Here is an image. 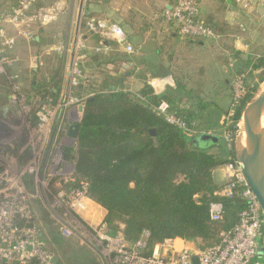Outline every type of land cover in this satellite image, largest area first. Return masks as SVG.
Segmentation results:
<instances>
[{"label":"trees","instance_id":"1","mask_svg":"<svg viewBox=\"0 0 264 264\" xmlns=\"http://www.w3.org/2000/svg\"><path fill=\"white\" fill-rule=\"evenodd\" d=\"M21 2L13 0V10L9 11L14 12ZM214 31L217 36L223 32ZM233 59L236 65L238 59ZM240 66L255 82L247 85L245 75L244 94L237 103L233 94L232 126L264 82V55L243 61ZM248 73L238 69L236 76ZM57 75L33 95L35 99L47 102L51 98L50 105L57 104L59 91L54 93L50 88L58 81ZM125 76L91 87L76 145L63 151L64 158L75 166L74 182L67 185L68 191H84L87 185L85 196L106 211L104 223L109 235L121 233L132 246L148 232L143 252L147 257L152 256L156 245L167 240L194 243L198 250L218 245L221 234L238 225L245 209L237 193L232 198L223 196L224 185L219 186L214 178V171L235 159L234 151L228 150L221 138L225 123L221 131L218 128L212 133L218 136L217 143H203L202 134L213 129L196 123V112L181 105V94L168 89L156 96L146 85L136 94L127 89ZM162 103L168 105L169 114L184 120L194 133L169 124L156 110ZM25 180L31 187L30 179ZM215 203L223 205L219 222L210 218V207ZM62 240L59 233L53 232L54 244ZM87 264L98 263L90 260Z\"/></svg>","mask_w":264,"mask_h":264},{"label":"crops","instance_id":"2","mask_svg":"<svg viewBox=\"0 0 264 264\" xmlns=\"http://www.w3.org/2000/svg\"><path fill=\"white\" fill-rule=\"evenodd\" d=\"M28 1L22 0L14 12ZM196 2L198 19L213 30L222 29L220 35H226L229 29H239L241 35L231 48L232 55L238 59L233 73L243 61L264 55L260 54L264 47V0H241L243 5L238 0ZM175 3L176 0H35L33 12L39 19L26 34H20L21 26L16 27L21 28L17 39L21 54L28 52L32 57L30 71L34 79L29 91L33 95L50 84V64L54 58L60 59L57 89L56 83L50 85L54 93L59 91L51 114L53 136L67 133L80 112V106L64 105L69 97L80 98L86 88H98L105 80L115 81L123 74L129 91L137 94L146 85L159 96L173 89L181 94V105L196 112V123L208 125L213 129L209 133L221 128L231 106L229 72L221 62L222 51L228 52L214 45V41L180 37L176 26L164 17L165 11ZM8 4H3L0 12L13 10ZM93 21L119 26L125 42L120 44L91 31L89 25ZM243 38L245 43L241 42ZM59 43L66 47L61 55L51 51ZM127 45L133 47L132 54L126 52ZM17 49L11 50L12 53L21 51ZM75 64L82 79L73 77ZM2 97L6 101L3 105L8 104L9 93L6 91ZM214 178L219 186L225 185L224 171L222 175L214 171ZM222 179L224 183H219ZM176 242L180 244L181 240Z\"/></svg>","mask_w":264,"mask_h":264},{"label":"built area","instance_id":"3","mask_svg":"<svg viewBox=\"0 0 264 264\" xmlns=\"http://www.w3.org/2000/svg\"><path fill=\"white\" fill-rule=\"evenodd\" d=\"M30 0L24 3L16 12H0V76L5 74V70L10 67L13 61L8 57V52L14 48V39L8 38L4 30V25H13L19 27L33 23L38 15L32 12L33 3ZM242 3L241 0H238ZM243 5V3H242ZM244 7H247L246 3ZM31 11V15H29ZM199 7L196 0H176L175 5L164 13L165 19L176 26L177 33L182 38L197 39L201 41H210L218 39L215 31L205 25L198 19ZM91 31L100 34L103 38L113 39L117 43L125 42L123 30L116 25H106L105 23L92 22L89 25ZM65 45L59 43L51 51L63 54ZM126 52L132 54L134 49L131 45L126 46ZM74 65L73 71L80 76V71ZM245 75H238L233 82L234 103H237L244 94ZM88 96L81 101H86ZM13 103L16 98H12ZM41 102V101H36ZM52 102L47 100V104ZM70 104L72 101H69ZM79 104V100H75ZM40 105H42L40 103ZM81 106V105H79ZM43 104L40 111L36 113L40 121L34 128V134L46 135L48 126L51 121L50 110ZM156 110L164 115L166 121L191 134L193 130L189 129L187 123L168 113V105L162 103ZM233 111V110H232ZM231 111V113H233ZM233 114H228L225 118L226 127L221 135L228 150L234 151L237 123L233 125ZM43 135L42 138H43ZM41 139V137H40ZM31 148L33 145L31 144ZM13 159V158H12ZM12 159H6L9 165L13 163ZM15 164V161H14ZM63 165L62 174H68L70 167L63 162V153L59 149L50 161L42 160L37 156L31 161L29 173H36L37 184L40 182L38 176V167L41 171H48L51 175L55 174L56 167ZM225 167L224 190L223 196L232 198L235 193L244 201L245 209L240 214L238 225L229 233L221 234V242L205 250H198L188 242L181 240L178 245L176 240H167L163 244L156 245L152 256L147 257L143 254L147 249V238L149 233L145 232L142 239L136 245H129L124 236L119 233L111 236L106 233V225L101 226L99 236V255L102 257L104 264H264V248L259 252V238L264 237V215L261 206L251 190L241 164L235 159ZM8 168L0 162V264H57L49 256V252L42 240L41 233L34 224H28L30 217L29 209L26 204L25 188L22 182L16 181L10 177L7 172ZM49 177H53V176ZM26 179V178H25ZM26 185V183H25ZM27 186V185H26ZM87 185L83 186L84 191ZM78 191L74 196L73 203L70 207L75 210L84 209L82 204L85 196L83 190ZM223 205L221 203L212 204L210 207V218L214 222L222 221ZM193 246V247H192Z\"/></svg>","mask_w":264,"mask_h":264},{"label":"rangeland","instance_id":"4","mask_svg":"<svg viewBox=\"0 0 264 264\" xmlns=\"http://www.w3.org/2000/svg\"><path fill=\"white\" fill-rule=\"evenodd\" d=\"M13 0H0V7L5 3H10L7 6L12 5ZM33 12V8H32ZM34 13V12H33ZM31 15V11H29ZM38 18L31 23L29 26L27 24L21 25L22 33L26 34ZM94 22V21H93ZM99 23V22H95ZM103 23V22H102ZM106 24V23H105ZM107 25V24H106ZM5 33L8 38L14 39L15 44L14 50L18 47L19 50L22 49L18 46V36L19 29L13 25H4ZM20 27V26H19ZM24 27V28H23ZM226 35H219L218 39L210 40L214 45H219L224 47L228 53L222 51V64L229 72L228 79L230 81V99L233 102V82L236 77V73H233L237 67L234 63L233 55L231 53V48L234 45L236 37L240 36L241 33L238 28L229 29ZM226 37L222 41V38ZM223 42V43H222ZM242 43H245V39H241ZM17 49V50H18ZM260 54H264V47L261 48ZM13 54L12 51L8 52V57L13 61L12 65L5 70V74L0 76V162L8 168L7 172L10 177L14 178L18 182H22L25 188V198L26 204L29 209L30 217L28 218V224L30 223L37 227L41 233L42 240L45 244L46 249L49 252L50 258L57 264H87L88 261L94 260L98 264H104L102 257L99 255L100 248L98 247L100 243L99 236L101 234V226L104 224L106 211L95 204L93 201L89 202L86 199L82 201L85 206L84 209L75 210L71 208V202L74 201V196L78 192L68 191L67 185L74 182L75 177V166L72 162H69L64 158L63 162L72 168L69 169L68 174H62L61 170L63 165L56 167L54 170L55 174H50L48 171H41V167H38V178L43 184H37L36 173L30 174L29 167L31 161L37 156H41L42 160L50 161L55 155L57 150H61L62 153L65 148H71L76 145L77 140H72L67 136L66 133H61L53 136V120L51 119L48 132L46 135L34 134V128L39 124V120L36 117V113L40 111V106L46 104L47 109L50 113L54 111L55 106L47 104L45 101L35 99L33 94L29 91L31 81L34 79L33 73L30 71V65L32 62V57L28 52H23ZM61 55V53L57 52ZM257 54L259 52H256ZM225 55V56H224ZM226 59V61L224 60ZM51 70L49 75L54 76L58 72V67L60 65V59L54 58L51 62ZM78 68V66H75ZM47 69V68H46ZM74 69V67H73ZM244 73H248V70L243 66L238 68ZM46 72V71H45ZM75 79H82V75L78 76L74 71L72 72ZM48 75V73H47ZM246 75L247 85L255 82L253 77H250L249 73ZM257 76V73L254 74ZM214 77V82H216ZM77 84V83H76ZM264 89V82L260 84L258 88V94L254 99L257 98L259 93ZM91 88H86L82 97H69L67 99V106L77 107L79 105L84 106L85 101L82 99L91 96L89 93ZM9 93L10 100L9 103L3 105L5 97L3 93ZM74 94H76L74 92ZM73 94V95H74ZM16 98V102L13 103L12 98ZM51 99V98H50ZM42 105H40L39 102ZM75 100H79L80 103L76 104ZM69 101H72L71 104ZM232 108H228V114L231 113ZM228 114L224 115L223 122ZM83 113H77L74 119V125L81 122ZM221 131V129H220ZM43 135V138L42 136ZM41 137V139H40ZM31 144L33 148H31ZM13 158V159H12ZM6 159H12L13 163L8 164ZM15 161V164H14ZM225 171V167L217 169V174L222 175ZM53 177H49V176ZM25 178L30 179L31 187L25 185ZM224 179L219 180V183H224ZM107 227V225H106ZM53 232H57L62 237L61 244H54L52 242ZM106 233H109L107 227ZM119 234V233H118ZM259 252L263 251L264 248V237L259 238ZM178 244V243H177ZM194 245V243H190ZM179 245V244H178ZM193 247V246H192ZM196 248V247H195Z\"/></svg>","mask_w":264,"mask_h":264},{"label":"water","instance_id":"5","mask_svg":"<svg viewBox=\"0 0 264 264\" xmlns=\"http://www.w3.org/2000/svg\"><path fill=\"white\" fill-rule=\"evenodd\" d=\"M79 111L83 113L84 106L81 105ZM80 127L81 123L69 127L67 136L76 141ZM151 134L155 135V131L151 130ZM200 141L217 143L219 138L212 133H204L200 137ZM234 157L241 164L245 178L264 215V91L248 103L238 120Z\"/></svg>","mask_w":264,"mask_h":264},{"label":"bare ground","instance_id":"6","mask_svg":"<svg viewBox=\"0 0 264 264\" xmlns=\"http://www.w3.org/2000/svg\"><path fill=\"white\" fill-rule=\"evenodd\" d=\"M264 91V89L261 91V92H263ZM260 94V93H259Z\"/></svg>","mask_w":264,"mask_h":264},{"label":"flooded vegetation","instance_id":"7","mask_svg":"<svg viewBox=\"0 0 264 264\" xmlns=\"http://www.w3.org/2000/svg\"><path fill=\"white\" fill-rule=\"evenodd\" d=\"M67 134V133H66Z\"/></svg>","mask_w":264,"mask_h":264}]
</instances>
